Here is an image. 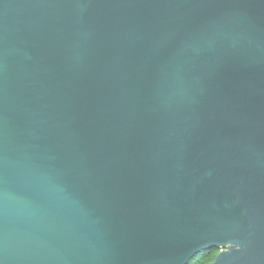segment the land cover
Returning <instances> with one entry per match:
<instances>
[{
	"label": "water",
	"instance_id": "95a60500",
	"mask_svg": "<svg viewBox=\"0 0 264 264\" xmlns=\"http://www.w3.org/2000/svg\"><path fill=\"white\" fill-rule=\"evenodd\" d=\"M264 264V0H0V264Z\"/></svg>",
	"mask_w": 264,
	"mask_h": 264
},
{
	"label": "trees",
	"instance_id": "16d2710c",
	"mask_svg": "<svg viewBox=\"0 0 264 264\" xmlns=\"http://www.w3.org/2000/svg\"><path fill=\"white\" fill-rule=\"evenodd\" d=\"M218 250L217 248H210L201 251L193 256L187 264H209L214 260Z\"/></svg>",
	"mask_w": 264,
	"mask_h": 264
},
{
	"label": "flooded vegetation",
	"instance_id": "af4514ba",
	"mask_svg": "<svg viewBox=\"0 0 264 264\" xmlns=\"http://www.w3.org/2000/svg\"><path fill=\"white\" fill-rule=\"evenodd\" d=\"M219 251V250H218ZM218 253V252H217Z\"/></svg>",
	"mask_w": 264,
	"mask_h": 264
}]
</instances>
